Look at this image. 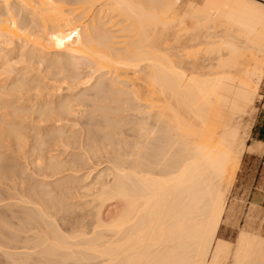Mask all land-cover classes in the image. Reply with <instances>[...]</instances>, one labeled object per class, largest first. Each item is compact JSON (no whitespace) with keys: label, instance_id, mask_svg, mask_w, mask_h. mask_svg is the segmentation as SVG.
Masks as SVG:
<instances>
[{"label":"bare ground","instance_id":"1","mask_svg":"<svg viewBox=\"0 0 264 264\" xmlns=\"http://www.w3.org/2000/svg\"><path fill=\"white\" fill-rule=\"evenodd\" d=\"M175 11L173 0H0V45L17 39L21 52L52 55L63 68L61 55L84 60L92 72L78 84L123 109L106 119L114 131L104 136L89 116L85 156L45 168L49 178L87 165L86 180L109 164L90 184L66 175L36 187L17 165L0 168L23 204L9 208L25 223L21 239L17 230L0 239L10 264H264L259 232L244 229L235 243L219 234L264 78V0H208L193 7L192 28ZM22 12L29 18L20 23ZM186 34L192 45L181 42ZM204 42L200 56L193 49ZM6 132L23 139L13 124Z\"/></svg>","mask_w":264,"mask_h":264},{"label":"rangeland","instance_id":"2","mask_svg":"<svg viewBox=\"0 0 264 264\" xmlns=\"http://www.w3.org/2000/svg\"><path fill=\"white\" fill-rule=\"evenodd\" d=\"M173 1L176 19L180 20L183 14V21L186 24L183 21L182 24L189 28L190 25L192 26L191 22H194L192 20L193 17H191L193 7H204V4H207L208 0ZM17 18L18 22H20L25 21L29 17L25 12H22ZM184 36L183 38L185 40L187 38V40L183 39L181 42L185 44L188 42L187 46L192 45L193 43L188 41V35L187 37ZM203 44L200 43L199 47L193 49V51L198 49V53L200 52L198 55L200 56L204 55L207 48L211 46L205 42ZM20 45V41H17V39H14L13 43L7 45V47L6 45H3L4 47L0 45V49H3V52L0 50V153H2L0 168H4L8 164L17 165L19 172L22 173L21 175L29 183L33 182L36 187L43 183L56 181L66 175H73L79 179L74 183L77 186L92 183V179L95 180L102 171L109 167V164L106 162L102 163L100 165L101 168L93 171L91 177L86 180L84 176L89 171L87 165L80 171H66L49 178L44 177L45 168L48 162L53 159L65 162L68 161L70 154L73 153L85 156V149L80 144V140L86 134L85 122L89 120V116L103 122L102 125H97L95 129H97L100 135L104 136L114 131V129L107 126L106 119L108 117L115 118L116 116L121 118L123 113L118 115L113 111H121L122 107L117 101H113L110 98L99 99L96 97L94 91L89 89L90 84H78L80 80H86L92 72L91 68H89L91 66H88L89 64L84 60H81L80 65L75 66L70 63V58L61 55L60 57H63V61L66 62V67L63 68L52 55L47 56L45 60L41 61L39 58H32L27 52H21L19 50ZM174 45L176 44H173V47ZM177 48H179V45ZM172 50L175 49H171L170 51ZM178 50L180 51L181 49L179 48ZM178 50L176 49L174 54H176L175 52H179ZM3 82L6 84L4 87L1 86ZM21 83L23 86L18 87ZM46 100H50L52 102L51 106L54 108V114L49 117L41 114V110L46 106ZM64 101L69 102L66 110H63L61 106ZM262 103H264V78L257 91L253 106L245 119V123L250 125V133L254 119ZM68 111H74L76 116L69 114ZM124 113V115L128 114ZM10 124H13L14 128L21 129L23 139L20 143H17L14 134L6 132ZM132 126L130 124L124 128L129 129ZM126 136L125 134L124 137ZM263 146L261 142L256 141L253 144H248L231 186L229 194L230 217L226 218L227 220L222 223L219 234L224 239L234 243L240 232L244 229L259 232L264 236V185L257 184L255 190L258 191L252 201H250V192L256 186L259 160L247 153L261 151ZM50 189L48 185L43 187V191H49ZM18 192L12 181L0 179V214H6L7 212L8 215V212H10L9 214L11 215L9 216L10 220L0 215L2 219L0 221H3L0 222V239L4 237V241L8 240L6 236L10 235L12 237L11 234L13 233L14 235L16 230L20 239L23 235L20 231L22 229L21 226L25 224L23 223L24 221L22 220L21 222V219L13 215L9 208L11 205H13L12 207L18 205ZM6 193L7 196H5ZM2 195L6 199H3ZM4 205L8 206L4 208ZM21 205L23 204L18 205L19 208L16 206V209L21 210ZM7 220L11 221V223ZM12 220L14 221L13 223ZM12 224L14 225L12 226ZM11 228L12 230H10ZM1 232L7 233L4 236ZM17 234L15 233L14 237H17ZM11 242L19 244L18 241ZM1 253L0 251V258L2 256L3 260L1 262L2 258L0 259V264H10L6 260V256Z\"/></svg>","mask_w":264,"mask_h":264},{"label":"crops","instance_id":"3","mask_svg":"<svg viewBox=\"0 0 264 264\" xmlns=\"http://www.w3.org/2000/svg\"><path fill=\"white\" fill-rule=\"evenodd\" d=\"M248 141H249L248 144H253L256 141V142H261L264 145V103H262L261 107L259 108V112L256 118L254 119L251 128L250 139ZM247 153L256 157V159L259 160V164L257 166L256 182H255L256 186L250 192V198H251L250 201H252L256 192L258 191L255 190L257 188V184L264 185V146L261 151H253Z\"/></svg>","mask_w":264,"mask_h":264}]
</instances>
